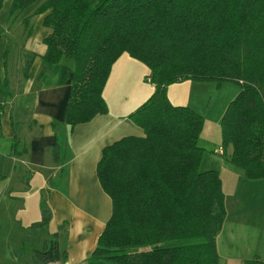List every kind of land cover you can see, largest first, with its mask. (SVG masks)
I'll list each match as a JSON object with an SVG mask.
<instances>
[{"label": "trees", "instance_id": "16d2710c", "mask_svg": "<svg viewBox=\"0 0 264 264\" xmlns=\"http://www.w3.org/2000/svg\"><path fill=\"white\" fill-rule=\"evenodd\" d=\"M38 1L11 0L10 12ZM35 14L50 31L42 76L58 67V84L71 86L65 124L72 130L109 113L104 91L124 54L147 67L154 87L127 117L144 137L122 138L102 152L97 176L112 216L82 264H219L227 212L220 173L201 170L204 117L173 104L167 91L184 81L238 86L217 153L245 178L264 182V0H46ZM42 213L31 229L49 227L45 204ZM67 259L56 237L34 251L37 264Z\"/></svg>", "mask_w": 264, "mask_h": 264}, {"label": "crops", "instance_id": "0c3cea01", "mask_svg": "<svg viewBox=\"0 0 264 264\" xmlns=\"http://www.w3.org/2000/svg\"><path fill=\"white\" fill-rule=\"evenodd\" d=\"M29 18L17 30L6 26V35H22L17 58L11 62L0 49V201H26L25 196L36 190L39 201H52L57 228L66 230L61 239L68 255L65 264H82L112 216V200L97 176L102 152L122 138L144 137L143 130L127 117L153 94L154 87L153 92L131 91L145 68L130 56H121L104 91L109 113L72 130L65 124L71 86L58 84L55 69L42 76L47 49L43 41L50 33L43 26L44 15L34 12ZM31 56L34 60L26 76ZM223 170L236 177L237 215L245 221L255 215L263 222L264 193L261 199L258 192L253 201H242L243 190L251 188L254 194L255 188L263 189L262 180H249L236 168Z\"/></svg>", "mask_w": 264, "mask_h": 264}, {"label": "rangeland", "instance_id": "374dc122", "mask_svg": "<svg viewBox=\"0 0 264 264\" xmlns=\"http://www.w3.org/2000/svg\"><path fill=\"white\" fill-rule=\"evenodd\" d=\"M44 1L46 0H40L24 11L12 14L10 12L11 0L5 1L4 7L0 11V17L3 18L1 21L3 23H0V38L2 32L5 31L3 33L4 40L0 41V49L4 53L6 52L7 58L10 59L11 57V62L14 56L17 58L18 47H22V35H6V26H15L14 30H17L21 23L26 19H30L29 17L34 14L35 10ZM12 36L15 37L12 38ZM66 63L69 65L73 64L72 61L67 60ZM142 67L145 70H142L136 80V86L132 87L134 83L131 86L133 88L131 91L135 92V94H138V90L143 93L145 90L153 92V87L146 80L148 69L144 64H142ZM54 69L55 71L59 70L58 67ZM239 91V87L232 83H224L221 86H217L214 83H194L191 81L173 84L167 91L168 97L173 104L190 105L204 117L200 145L206 150V153L202 161L201 170H217L224 180L223 191L227 214L223 229L217 237L219 264H236L254 257L264 259V221L261 222L262 220L256 219L255 215H252L253 220L245 221L237 215L235 211L236 203L234 202L238 201L237 193L235 192L236 177L233 175L234 172L223 170V167H227L231 171H235V168L227 164L223 157L217 153L222 146L221 119L229 103L237 97ZM0 167H2V164ZM262 183L264 184L263 181ZM251 190V188H247V191L243 190L244 197L242 201H253V195H257L258 192V197L260 199L261 197L263 198L264 185L263 189L260 188L258 190V188H255L254 194ZM25 199L27 200L12 201L10 199V201H0V264H37L34 260V251L42 248L46 240L55 237L60 242V248L65 251L64 240L61 241V239L65 237L66 230L65 227L60 230L57 228L56 218L52 215L54 208L52 201H39L37 190L25 196ZM43 204L51 213L49 227L45 230L31 229L30 226L33 222L42 220Z\"/></svg>", "mask_w": 264, "mask_h": 264}, {"label": "built area", "instance_id": "2783aa9c", "mask_svg": "<svg viewBox=\"0 0 264 264\" xmlns=\"http://www.w3.org/2000/svg\"><path fill=\"white\" fill-rule=\"evenodd\" d=\"M222 153H223V151H222V150H220V151H219V154H222Z\"/></svg>", "mask_w": 264, "mask_h": 264}]
</instances>
